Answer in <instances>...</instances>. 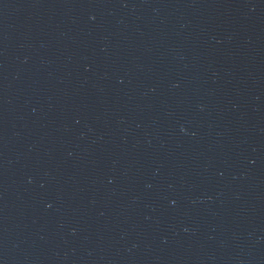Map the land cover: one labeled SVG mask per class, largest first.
<instances>
[{"label":"water","instance_id":"95a60500","mask_svg":"<svg viewBox=\"0 0 264 264\" xmlns=\"http://www.w3.org/2000/svg\"><path fill=\"white\" fill-rule=\"evenodd\" d=\"M0 264H264V0H0Z\"/></svg>","mask_w":264,"mask_h":264}]
</instances>
